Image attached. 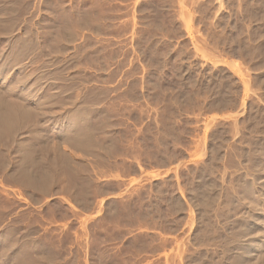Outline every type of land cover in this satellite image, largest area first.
<instances>
[{
  "label": "rangeland",
  "instance_id": "obj_1",
  "mask_svg": "<svg viewBox=\"0 0 264 264\" xmlns=\"http://www.w3.org/2000/svg\"><path fill=\"white\" fill-rule=\"evenodd\" d=\"M0 264H264V0H0Z\"/></svg>",
  "mask_w": 264,
  "mask_h": 264
},
{
  "label": "bare ground",
  "instance_id": "obj_2",
  "mask_svg": "<svg viewBox=\"0 0 264 264\" xmlns=\"http://www.w3.org/2000/svg\"><path fill=\"white\" fill-rule=\"evenodd\" d=\"M215 62V61H214ZM204 65V64H203ZM246 86V85H245ZM256 202V201H255ZM256 203H258L259 204V202H256Z\"/></svg>",
  "mask_w": 264,
  "mask_h": 264
}]
</instances>
